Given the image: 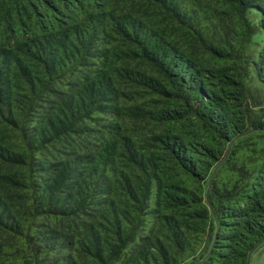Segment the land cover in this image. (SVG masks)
Instances as JSON below:
<instances>
[{
    "label": "trees",
    "instance_id": "16d2710c",
    "mask_svg": "<svg viewBox=\"0 0 264 264\" xmlns=\"http://www.w3.org/2000/svg\"><path fill=\"white\" fill-rule=\"evenodd\" d=\"M263 245L264 0H0V264Z\"/></svg>",
    "mask_w": 264,
    "mask_h": 264
},
{
    "label": "rangeland",
    "instance_id": "374dc122",
    "mask_svg": "<svg viewBox=\"0 0 264 264\" xmlns=\"http://www.w3.org/2000/svg\"><path fill=\"white\" fill-rule=\"evenodd\" d=\"M250 264H264V245L256 252L252 253Z\"/></svg>",
    "mask_w": 264,
    "mask_h": 264
},
{
    "label": "water",
    "instance_id": "95a60500",
    "mask_svg": "<svg viewBox=\"0 0 264 264\" xmlns=\"http://www.w3.org/2000/svg\"><path fill=\"white\" fill-rule=\"evenodd\" d=\"M207 193H208V192H207ZM207 196H208V195H207ZM251 255H252V252H250V254H249V256H248L247 264H250Z\"/></svg>",
    "mask_w": 264,
    "mask_h": 264
}]
</instances>
